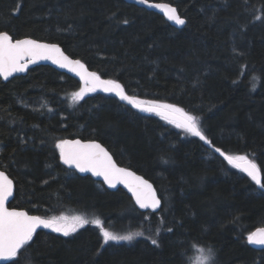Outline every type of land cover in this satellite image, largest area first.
Returning <instances> with one entry per match:
<instances>
[{"label":"trees","instance_id":"16d2710c","mask_svg":"<svg viewBox=\"0 0 264 264\" xmlns=\"http://www.w3.org/2000/svg\"><path fill=\"white\" fill-rule=\"evenodd\" d=\"M149 1L175 6L186 26L125 0H0V30L58 44L127 94L199 116L213 145L247 155L264 176V20L254 19L264 17V0ZM80 87L48 66L0 79V169L15 184L10 208L99 218L119 235L159 228L160 246L137 237L95 255L102 242L95 225L67 237L43 229L32 264H194L206 247L218 264H264V250L247 242L264 228V190L199 138L112 94L74 103ZM61 139L103 144L155 185L162 210L142 213L124 191L63 167L54 147Z\"/></svg>","mask_w":264,"mask_h":264},{"label":"snow or ice","instance_id":"6c2138e0","mask_svg":"<svg viewBox=\"0 0 264 264\" xmlns=\"http://www.w3.org/2000/svg\"><path fill=\"white\" fill-rule=\"evenodd\" d=\"M141 5L148 4L149 0H137ZM150 7L160 9L168 21L175 25L183 26L186 20L177 12V9L167 3H156ZM18 11V8H17ZM256 21L264 20L261 15H255ZM122 23L127 24L125 19ZM39 60H50L53 64L62 69L74 72L82 82L78 91L71 93L74 103L84 100L88 93L102 91L113 93L121 101L126 102L140 112L155 113L168 124L174 125L177 129L192 137L199 138L215 153H219L229 164L238 168L251 179L255 185L264 190V176L258 164L249 159L247 155H228L221 148L213 145L212 140L205 134L201 118L184 108L175 104L158 103L156 101H144L134 95L126 93L124 86L112 79H102L94 71H89L79 59H72L62 51L55 43H41L35 39L15 38L6 30H0V77L8 80L14 73H23L28 69L29 64H35ZM255 80L256 77H253ZM47 107V105H42ZM51 111V109H48ZM59 150V160L68 168H74L80 173H91L95 177H101L109 188L115 189L117 185H124L135 198L136 205L140 209H151L155 212L161 208V199L157 197L156 190L147 179L136 175L126 168L117 166L108 150L100 143H82L80 140L61 139L54 143ZM167 163V160H164ZM14 195V182L5 171H0V262L3 264H32L31 250L35 246L34 237L38 229H51L53 232L61 233L67 237L78 232L85 226L92 224L99 228L102 242L100 249L95 255L110 242H133L137 237H144L150 240L152 245L160 246L158 237L160 229L145 236L144 232H130L119 235L109 231L103 226L99 218L89 220L85 216H52L44 218L40 215H32L27 210L9 208V200ZM163 231L172 232L171 227L163 228ZM247 242L252 245H264V228L247 236ZM199 256L195 264H218L215 259V251L211 247L198 249Z\"/></svg>","mask_w":264,"mask_h":264},{"label":"water","instance_id":"95a60500","mask_svg":"<svg viewBox=\"0 0 264 264\" xmlns=\"http://www.w3.org/2000/svg\"><path fill=\"white\" fill-rule=\"evenodd\" d=\"M125 1H127L128 3L134 4V5L138 6V7L144 8V9H146V10H148V11L155 12V13L161 15L162 17H164V19H165L167 22H169L173 27H175V28H177V29H183V28L186 26V23H185V25H183V26L175 25L173 22L167 20L165 14H164L160 9L153 8V7H150V6H149V5H151V4H156V3H161V4H163V2H150V1H149L148 4L141 5V4H139V3L137 2V0H125ZM167 4H169V3H167ZM170 5H171V4H170ZM171 6H173V5H171ZM173 7H175V6H173ZM175 8H176V7H175ZM176 9H177V8H176ZM177 12H178V14H179V11H178V10H177ZM179 15H180V14H179ZM180 16H181V15H180ZM29 39H30V38H29ZM37 41H38V42H41V43H47V42H43V41H39V40H37ZM57 45H58V44H57ZM60 48H61V47H60ZM61 49H62V48H61ZM62 51H63V49H62ZM64 53H65V52H64ZM65 54L68 55L67 53H65ZM68 56H69V55H68ZM69 57H70V56H69ZM70 58H72V57H70ZM72 59H74V58H72ZM39 66H48V67H51V68L55 69L56 71H58V72H60V73L66 74V75H68V76H70V77L76 79L78 82H80V83L82 84V82L80 81L79 77H78L74 72H70L68 69H62V68H60L58 65L53 64L50 60H39V61H37L35 64H29L28 69H27L26 72H23V73H14L11 77H9L8 80H4L3 77H0V79H1L2 81H4V82H8V81L12 80L13 78L21 77V76H26V75L29 73L30 70H32V69H34V68H36V67H39ZM86 67H87V66H86ZM87 68H88V67H87ZM88 69H89V68H88ZM89 71H91V70L89 69ZM102 79H103V78H102ZM97 92H101V93H104V94H112V95L115 96V94H113V93H105V92H102V91H97ZM116 97H117V96H116ZM117 98L119 99V97H117ZM122 102H124V101H122ZM124 103L127 104L126 102H124ZM127 105H128V104H127ZM129 106H130L131 108H133L131 105H129ZM133 109L138 110V109H136V108H133ZM138 111H139V110H138ZM149 114H154V115H156L155 113H149ZM67 140H77V139H67ZM78 140H80L82 143H89V142L100 143V142H97V141H83V140H81V139H78ZM100 144H101V143H100ZM101 145H102L103 147H105L103 144H101ZM105 148L107 149V147H105ZM107 150H108V149H107ZM108 152H109V154L112 156V158H113V160L115 161V163L117 164V166L122 167V168H126V167H123V166L119 165V164L117 163V161L115 160L114 156L112 155V153H111L109 150H108ZM60 163H61V165H62L63 167H65L66 169H68V170H70V171H73L74 173H76V174H77L78 176H80V177H90V178H92L94 181L103 184V186L106 188V190H108V191H110V192H117V191H119V190L124 191V192L127 193V195L132 199V201L134 202L135 207H136L140 212H142V213H153V214H157V213H159V212L162 210V207H163V201H162V199H161V197H160V195H159V193H158V191H157L155 185H154L150 180H148V179H147V180L149 181V183H151V184L153 185V188L156 190L157 197L161 199V208H160V209H157L155 212H153L151 209H148V210L140 209L139 206L136 205V203H135V198L132 196V193H131V192H130V191H129L124 185L119 184V185H117V187H116L115 189H113V188H109L108 185L105 184V183L103 182V180H102L101 177H95V176H93L91 173H80L78 170H76V169H74V168H71V169L68 168V167H67L66 165H64L61 161H60ZM126 169H128L129 171L134 172L136 175L142 176V175L138 174L137 172H135V171L132 170V169H129V168H126ZM0 171H3V170L0 169ZM5 173H6V172H5ZM6 174L8 175V173H6ZM8 176H9V175H8ZM142 177H144V176H142ZM9 178L12 179L10 176H9ZM144 178H145V177H144ZM145 179H146V178H145ZM13 182H14V181H13ZM14 193H15V184H14ZM13 198H14V195H13V197L10 198V200H9V204H8V207H9V208H10V204H11ZM18 210H19V209H18ZM40 230H43V229H38L37 232L40 231ZM257 230H258V229H257ZM257 230H255V231H257ZM255 231H254V232H255ZM251 246H252L254 249H257V250H264V245H252V244H251ZM0 263H3V262H0Z\"/></svg>","mask_w":264,"mask_h":264},{"label":"rangeland","instance_id":"374dc122","mask_svg":"<svg viewBox=\"0 0 264 264\" xmlns=\"http://www.w3.org/2000/svg\"><path fill=\"white\" fill-rule=\"evenodd\" d=\"M88 94H90V93H88ZM87 94V95H88ZM57 217H59V216H67V217H69V218H71V217H73V216H81V215H78V214H63V215H56ZM51 230V229H50ZM118 230H120L121 231V228L120 229H118ZM124 230V229H123ZM52 231V230H51ZM56 233V232H55ZM58 234H61V233H58ZM62 235V234H61ZM195 261H196V259H195ZM194 264H195V262H194Z\"/></svg>","mask_w":264,"mask_h":264},{"label":"flooded vegetation","instance_id":"af4514ba","mask_svg":"<svg viewBox=\"0 0 264 264\" xmlns=\"http://www.w3.org/2000/svg\"><path fill=\"white\" fill-rule=\"evenodd\" d=\"M4 82V81H3Z\"/></svg>","mask_w":264,"mask_h":264}]
</instances>
